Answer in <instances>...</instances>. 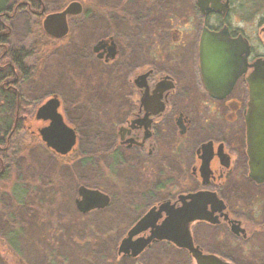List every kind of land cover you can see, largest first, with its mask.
Listing matches in <instances>:
<instances>
[{"label":"flooded vegetation","instance_id":"flooded-vegetation-1","mask_svg":"<svg viewBox=\"0 0 264 264\" xmlns=\"http://www.w3.org/2000/svg\"><path fill=\"white\" fill-rule=\"evenodd\" d=\"M89 1V6L84 0H70L50 9L44 0H18L9 15L28 13L39 34L57 43L67 37L72 19L82 16L85 24L96 13L102 19L113 15L119 32L106 30L89 47L103 66L126 68L117 70L118 77H125L115 91L121 115L109 121L114 144L105 155L117 165L126 151L134 152L148 178L162 177L155 188L163 192L125 235L150 208L167 201L172 208L196 214L185 232L202 254L227 264H264V170H253L252 133L246 122L248 78L264 77V0H98V6ZM72 2L78 3V11L65 16V35H49L43 28L45 16ZM122 23L130 30L119 35ZM204 31L237 62V79L221 99L213 97L203 81ZM166 216L162 211L156 224ZM186 234L180 233L179 241ZM159 241L195 264L184 244Z\"/></svg>","mask_w":264,"mask_h":264},{"label":"rangeland","instance_id":"rangeland-1","mask_svg":"<svg viewBox=\"0 0 264 264\" xmlns=\"http://www.w3.org/2000/svg\"><path fill=\"white\" fill-rule=\"evenodd\" d=\"M67 1L44 0L50 9ZM93 1L98 6V0ZM84 2L89 6V0ZM98 15L85 24L82 16L72 19L60 43L40 35L26 12L9 20L11 42L32 46L34 55L27 60L32 73L19 85L28 119L12 139L17 151L0 180V264H189L182 251L161 241L135 257L117 254L137 216L163 198L162 190L155 188L162 177L155 172L148 178L134 152L126 151L115 166L105 155L114 144L109 121L121 115L115 91L125 77H118L117 70L126 68L103 66L91 55L90 45L106 30L119 32L113 15ZM120 29L119 35L130 30L125 23ZM52 94L61 100L65 122L79 134L64 156L40 140L37 129L46 122L34 118L35 109ZM79 185L110 195V203L80 212L75 203ZM14 232L15 246L9 247L4 235L13 237Z\"/></svg>","mask_w":264,"mask_h":264},{"label":"water","instance_id":"water-1","mask_svg":"<svg viewBox=\"0 0 264 264\" xmlns=\"http://www.w3.org/2000/svg\"><path fill=\"white\" fill-rule=\"evenodd\" d=\"M77 6L78 3L72 2L61 12L46 15L43 19L44 30L53 37L65 35L67 31L65 16L76 13ZM200 56V66L206 89L213 97L223 98L228 94L239 74V72L236 73V59L230 58L220 45H216L211 39V34L207 31H204L201 37ZM232 69H235L234 75L231 73ZM248 82L249 101L246 122L248 130L252 133L250 146L255 156L253 159L255 161L254 169H252L264 170V77H249ZM58 107L59 99L56 95H52L35 109L34 118L46 122L45 125L37 129L39 138L44 145L58 155H66L76 143V131L64 121ZM77 196L76 208L82 213L104 208L109 203V196L106 193L84 185L77 187ZM172 207L167 201H162L157 208H150L120 240L117 251L135 257L152 242L169 239L177 245L184 244L190 251L195 264H227L215 256L204 255L193 247L185 232L186 225L193 216H196L193 210L184 212L182 207ZM162 211L166 212L167 216L159 224H156ZM147 229H149L148 235H139L133 238L136 234ZM180 233L186 234L183 242L178 239V235L181 237Z\"/></svg>","mask_w":264,"mask_h":264},{"label":"trees","instance_id":"trees-1","mask_svg":"<svg viewBox=\"0 0 264 264\" xmlns=\"http://www.w3.org/2000/svg\"><path fill=\"white\" fill-rule=\"evenodd\" d=\"M16 3L18 0H0V180L7 176L8 162L17 151L12 139L28 119V113L24 111L27 105L23 103L19 85L32 73L27 60L34 55L32 46L14 45L10 40L9 20L14 14L9 13ZM15 233L13 237L4 235L9 247L15 246Z\"/></svg>","mask_w":264,"mask_h":264}]
</instances>
